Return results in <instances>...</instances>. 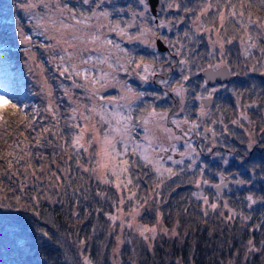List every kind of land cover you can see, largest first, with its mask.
Returning <instances> with one entry per match:
<instances>
[{"label":"snow or ice","instance_id":"obj_1","mask_svg":"<svg viewBox=\"0 0 264 264\" xmlns=\"http://www.w3.org/2000/svg\"><path fill=\"white\" fill-rule=\"evenodd\" d=\"M15 7V46L39 86V92L25 95H40L45 103L16 100L0 89V121L7 109L20 118L17 139L0 156V228L11 213H16L10 217L15 221L12 226L20 230L27 222L20 213L43 219L42 201L63 204L61 197L71 195L78 206L91 190L78 183L87 177L115 189V198L97 189L96 196L110 201L113 211L98 208L96 212H104L113 229L135 232L151 249V242L161 234L187 236L178 231L179 220L172 229L165 228L158 207L155 224H140L137 218L149 206L166 202L160 199L162 190H175L168 181L175 183V178L189 173L195 178L188 182L197 189L191 195L200 202L199 215L205 223L215 214L226 224L239 221L244 228L251 221L249 231L264 228V220L256 223L245 211L264 207V195L253 190L257 166L246 169L247 179L243 173L229 175L218 167L213 182L206 176L211 165L203 159L212 156L213 164L226 168L230 160L248 164L254 150H264V86L259 91L256 84L244 91L233 89L236 103L228 118L227 110L215 102L227 85L214 84L226 75L264 76V0H196L194 6L186 0H133L123 5L113 0H16ZM4 43L0 36V44ZM205 43L207 50L202 52ZM129 45L148 51L143 54ZM231 45L238 46L239 63L229 58ZM37 48L46 60L37 58ZM9 55L6 49L0 51V63ZM46 64L54 77L47 75ZM200 73L205 78L193 85ZM52 79L59 82V95ZM154 84L160 90L148 91ZM170 96L173 105L160 108L157 102ZM252 109L259 113L258 119H253ZM233 127L242 132H234ZM10 134L6 128L5 135ZM47 147L53 151L46 156L40 150ZM142 182L151 186L138 195ZM230 184L248 193L237 198L240 208L225 198L226 192L235 195ZM206 188L215 191L210 196ZM28 189L33 192L30 196ZM182 211L188 214L189 207ZM72 216L80 219L78 211ZM34 230L38 240L53 239L46 228ZM13 243L17 251L29 247L27 237ZM123 243L118 236L115 254ZM259 243L258 247L250 238L244 244L245 262L253 254L264 257V239ZM77 244L78 264H93L85 254L87 239Z\"/></svg>","mask_w":264,"mask_h":264},{"label":"trees","instance_id":"obj_2","mask_svg":"<svg viewBox=\"0 0 264 264\" xmlns=\"http://www.w3.org/2000/svg\"><path fill=\"white\" fill-rule=\"evenodd\" d=\"M113 2L123 5L133 2V0H113ZM186 2L194 6L196 0H186ZM15 4L16 0H0V36L5 41L4 44H0V51L6 49L10 53L7 59L0 63V89L6 90L16 100L23 99L29 104L43 106L45 100L42 96L25 95L29 91L39 92V86L35 82L36 78L28 73L23 54L15 46L16 38L13 23L17 15ZM9 6H13L14 9L10 10ZM129 47H134L143 54L148 51L142 46L129 45ZM206 50L207 44L205 43L201 45L200 51ZM34 51L38 59L46 60V55L42 49L37 48ZM238 56V46H229V58L234 64L242 60V57L238 60ZM45 67L48 70V76L54 77L56 75L50 65L46 64ZM236 70L241 71L239 68ZM257 73L250 72L247 75L236 76L235 80L230 82L231 87L228 90L217 93L215 102L227 110L226 116L228 118L232 117L236 103L233 89L244 91L250 85L256 84L259 91V86H264L261 84L264 80ZM203 79L201 75L196 76L193 78L192 83L195 85ZM50 82L56 90V95H59V82L55 79ZM130 82L134 86L138 84L134 81ZM152 86L148 88V91H159V87ZM26 96H29V98L26 99ZM148 99L151 98L148 97ZM157 103L160 108H167L173 105L174 99L170 98V103L166 100ZM250 113L253 119H258L259 113L257 110L252 109ZM3 115L4 120L0 121V156L6 153L8 144L17 139V124L20 119L19 114L15 116L11 114V109H7ZM6 128L11 133L10 135H5ZM232 130L238 134L242 132L241 129L236 127H233ZM29 140H31V137H29ZM229 143H232L231 138H229ZM40 151L47 156L52 153L53 149L47 147ZM221 151L225 150L221 149ZM57 159L59 161L60 157ZM203 159L211 165L210 172L206 173V176L212 179L213 182H216V178L212 174L217 171L218 167L226 173L228 171L231 174L243 173L242 178L247 179L250 173L246 169H250L251 165L255 164L259 172L255 177L264 176V171H259L260 168L264 167V150L262 149L254 150L250 154L251 162L244 165H241L238 161L230 160L229 165L225 168L222 164L219 166L213 164L214 158L212 156L205 155ZM189 178L194 179L195 177H191L189 173L175 178V183L168 181L167 183L171 184L175 190L172 191L168 188L162 190L160 199L166 202L160 203L158 206H149L148 210L143 211L141 216L138 217L140 224H155L157 211L154 208L158 207L159 213L162 214L163 226L172 229L176 221L179 220L180 228L178 231L182 234L187 232L186 237L182 235L177 239L161 234L151 242L152 248L150 249L148 242L143 241L135 232L125 229L121 233L119 227L113 229L111 227L112 222L104 215V212L113 211L111 202L96 196V191L99 189L102 192H107L108 196L115 198V189L102 184L97 185L95 181L89 182L85 177L83 181H78V183H84L91 190L87 193V199H80L78 206L71 195L61 197L64 200L63 204H49L42 201L40 213L43 219L32 217L31 213L19 214L23 220L27 221L22 225V230L12 226L15 221H11L10 217L15 216L16 213H11L5 217L2 228H0V241H2V244H0V264H78L81 261L77 244L79 239H87L85 254L91 258L93 264H264V257L259 254H253L247 262L243 259L244 244L251 238L259 247V242L264 239V228L259 231H249L248 229L252 227L251 221L248 223V227L244 228L239 221L226 224L218 219L215 214H211L207 223H205L199 215L198 205L200 202L191 195L197 189L189 184ZM145 179L147 180V178ZM258 181L260 180H255L254 184ZM5 183L8 182L5 181ZM177 184L180 186L177 187ZM150 186L149 183L142 182L141 191L138 195H144ZM229 187L235 195L226 192L225 198L230 200L233 207L240 208L241 205L237 203V198L247 195V191H239L237 186L233 184H230ZM253 190L264 195V191H261L264 190V184L261 186L255 184ZM214 191V189H205V192L210 196ZM2 194L0 193V195ZM7 194L12 195L11 192ZM32 194V190L28 189L26 196ZM130 207L131 205L126 206V209ZM184 207H189L188 214L183 213L182 209ZM255 207L254 212L248 213L247 210L245 211L246 214L253 216L256 223H260L261 220H264V207L259 205ZM98 208H102L104 212L97 213L96 209ZM73 211L79 212V220L72 216ZM88 213L91 214L88 215ZM45 221H48V223H45ZM36 226L46 228L53 239L38 240L36 238L38 233L34 230ZM77 233L79 236H77ZM118 236L125 243L119 246V254L117 255L114 250L117 249ZM23 237H27L29 247L23 251H17L13 241ZM128 241H132V243H128Z\"/></svg>","mask_w":264,"mask_h":264},{"label":"rangeland","instance_id":"obj_3","mask_svg":"<svg viewBox=\"0 0 264 264\" xmlns=\"http://www.w3.org/2000/svg\"><path fill=\"white\" fill-rule=\"evenodd\" d=\"M9 9L10 10H12V9H14V7L13 6H9ZM160 50V49H159ZM166 50V49H165ZM165 50H160V51H165ZM131 81H134V82H137V81H135V80H131ZM138 83V82H137ZM228 89V88H227ZM226 89V90H227ZM221 91H225V90H223V89H221ZM29 98V96H26V99H28ZM170 98H172V97H169L168 99H166V101H168L169 103H170ZM251 114V113H250ZM252 115V114H251ZM255 119V118H254ZM226 173V172H225ZM226 174H230L231 175V172L229 173V171L226 173ZM252 179H253V181H255V180H260V181H258V182H255V184L257 185V184H259L260 186L261 185H263L264 184V176H261V177H259V178H256L255 176H253L252 177ZM234 185V184H233ZM234 186H236V185H234ZM250 187V186H249ZM125 211H128V209H126L125 208ZM138 219V218H137ZM149 225V224H148ZM149 226H151V225H149Z\"/></svg>","mask_w":264,"mask_h":264},{"label":"water","instance_id":"obj_4","mask_svg":"<svg viewBox=\"0 0 264 264\" xmlns=\"http://www.w3.org/2000/svg\"><path fill=\"white\" fill-rule=\"evenodd\" d=\"M157 46H158V48H159L160 50H165L164 45H163L162 43H160L159 41L157 42ZM201 74L205 77V73H201ZM235 77H236V76H228V75H226V76H222L220 79H216V80L214 81V84H215L216 82H219V83H221V82H230V81L233 80ZM262 77L264 78V76H262ZM210 85H212V84H210Z\"/></svg>","mask_w":264,"mask_h":264},{"label":"flooded vegetation","instance_id":"obj_5","mask_svg":"<svg viewBox=\"0 0 264 264\" xmlns=\"http://www.w3.org/2000/svg\"><path fill=\"white\" fill-rule=\"evenodd\" d=\"M166 51V50H165ZM165 51H160L161 53H164ZM258 74V76L261 78V79H263L264 80V78L259 74V73H257ZM200 75L203 77V78H205L201 73H200ZM236 78V77H235ZM235 78L233 79V80H235ZM233 80H231V81H233ZM230 81V82H231ZM230 82H223L224 84H226L227 85V88L229 89L231 86H230ZM215 84H220L219 82H216ZM210 87L212 86V85H209ZM152 87H159V85L158 84H156V85H153ZM153 89H155V88H153ZM159 90H160V87L158 88ZM227 89V90H228ZM223 90H226V89H223ZM217 95V94H216ZM171 97V96H170ZM257 186H260L259 184H257Z\"/></svg>","mask_w":264,"mask_h":264}]
</instances>
